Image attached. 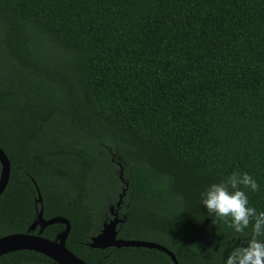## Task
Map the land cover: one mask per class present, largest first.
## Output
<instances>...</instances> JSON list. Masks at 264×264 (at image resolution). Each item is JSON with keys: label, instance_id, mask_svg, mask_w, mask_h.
Here are the masks:
<instances>
[{"label": "trees", "instance_id": "trees-1", "mask_svg": "<svg viewBox=\"0 0 264 264\" xmlns=\"http://www.w3.org/2000/svg\"><path fill=\"white\" fill-rule=\"evenodd\" d=\"M0 148V238L27 233L40 192L87 264H174L91 248L116 213L119 239L225 264L251 228L214 224L201 193L247 172L264 211V0H0ZM0 264L56 263L17 251Z\"/></svg>", "mask_w": 264, "mask_h": 264}, {"label": "clouds", "instance_id": "clouds-1", "mask_svg": "<svg viewBox=\"0 0 264 264\" xmlns=\"http://www.w3.org/2000/svg\"><path fill=\"white\" fill-rule=\"evenodd\" d=\"M246 190L257 192L260 186L249 173L235 171L201 193L202 205L215 217L214 224L223 222L237 234L251 228L246 244L235 247L225 264H264V211L249 205Z\"/></svg>", "mask_w": 264, "mask_h": 264}, {"label": "water", "instance_id": "water-1", "mask_svg": "<svg viewBox=\"0 0 264 264\" xmlns=\"http://www.w3.org/2000/svg\"><path fill=\"white\" fill-rule=\"evenodd\" d=\"M0 197L3 195L7 186L9 184L11 175V163L6 156L5 152L0 148ZM39 191V189L37 188ZM122 199L118 203L120 206ZM37 203L41 205V211L39 212L37 220L29 227L27 233L7 235L0 238V257L17 252V251H30L43 254L48 258L52 259L57 264H87L82 259L78 258L72 252H70L66 247V239L69 236L71 225L68 220L61 217L52 218L48 221L44 218L43 209V199L39 192V197ZM113 212V208L111 210ZM118 214H115V219L110 223H106L103 227V231L96 237L92 238L90 247L93 249H107V248H123V247H137V248H149L156 249L161 252L166 253L171 257L174 264H179L176 256L162 245L157 243L147 242V241H124L123 239H118L117 226L119 223L124 222L123 220H118ZM55 224H65L66 230L59 235L55 241H50L41 238L40 236H35L32 234L38 226L41 227V232L43 229L50 225Z\"/></svg>", "mask_w": 264, "mask_h": 264}, {"label": "flooded vegetation", "instance_id": "flooded-vegetation-1", "mask_svg": "<svg viewBox=\"0 0 264 264\" xmlns=\"http://www.w3.org/2000/svg\"><path fill=\"white\" fill-rule=\"evenodd\" d=\"M41 211V210H40ZM39 215V214H38ZM115 216V215H114ZM37 218H38V216H37ZM116 217H114L113 218V220L115 219ZM117 218H118V220H121L120 218H119V214H118V216H117ZM37 220V219H36ZM46 221H48V220H50V219H45ZM112 221V220H111ZM110 221V222H111ZM35 222V221H34ZM109 222V223H110ZM123 223V222H122ZM122 223H119L118 224V226H117V232H118V235H119V226L122 224ZM56 225V224H55ZM63 227H64V225L65 224H61ZM50 226H52V225H50ZM50 226H47V227H45L44 229H43V231L41 232V227L40 226H38L37 228H36V230L34 231V232H32V234L33 235H35V236H40L41 238H43V239H46V240H50V241H55L56 240V238L59 236V235H61L65 230H66V225H65V227L64 228H62L60 231H58V232H56V233H54V234H48L49 236H52V237H48V236H45L46 234H45V231L48 229V227H50ZM102 231H103V229H102ZM102 231L100 232V234L102 233ZM98 236V235H97ZM118 238V237H117ZM68 239V238H67ZM67 239H66V247H67ZM119 239V238H118ZM67 249L70 251V252H72L68 247H67ZM73 253V252H72ZM74 254V253H73ZM41 255H43V254H41ZM75 255V254H74ZM45 256V255H44ZM47 257V256H46ZM48 258V257H47ZM50 259V258H49ZM51 261H53L52 259H50ZM55 263V262H54ZM57 264V263H56Z\"/></svg>", "mask_w": 264, "mask_h": 264}]
</instances>
